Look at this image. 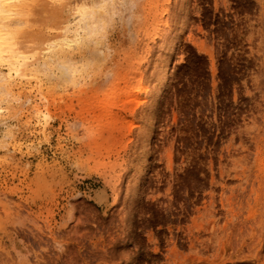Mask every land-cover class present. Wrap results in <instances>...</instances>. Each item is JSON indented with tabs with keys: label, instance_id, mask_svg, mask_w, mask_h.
<instances>
[{
	"label": "rangeland",
	"instance_id": "rangeland-1",
	"mask_svg": "<svg viewBox=\"0 0 264 264\" xmlns=\"http://www.w3.org/2000/svg\"><path fill=\"white\" fill-rule=\"evenodd\" d=\"M22 2L0 264H264V0Z\"/></svg>",
	"mask_w": 264,
	"mask_h": 264
},
{
	"label": "bare ground",
	"instance_id": "bare-ground-1",
	"mask_svg": "<svg viewBox=\"0 0 264 264\" xmlns=\"http://www.w3.org/2000/svg\"><path fill=\"white\" fill-rule=\"evenodd\" d=\"M105 1L106 0H104V2ZM22 3H24V2H22V0H0V60H3V62H5L7 64L8 69L14 70L18 74L22 73L24 70V69L22 70L21 66L25 67V64H27L28 62L30 63V61H29L30 59L28 58V56L31 57L29 53H23L22 52V48H21L19 41H18L19 30H17L16 28H13V27L11 28V26H13V25L19 26V24L21 25L24 23V21L22 19V15H21V14H23L22 13L23 10H25L27 13L29 12L28 11L29 9H27L28 7L25 8L24 5H22ZM94 6H95V4H94ZM96 6H98V5H96ZM100 6H103V8H104L105 5L100 4ZM100 6H98V7H100ZM97 10L94 12H93V10H90L89 12L82 14L81 18L79 19V24L81 23L80 29H82L84 31V33L87 35L88 34L92 35L95 33V29L97 30V28L94 26V22L99 18L101 9H97ZM104 17H105V15H104ZM101 18H102V15L100 16L99 19H101ZM102 27H103V25H102ZM166 59H168V58H166ZM165 77H166L165 74H163L162 75V81H165ZM133 100H134V96L132 95V96L128 97L126 102L127 103L132 102ZM148 126H149V130L155 129L154 124H151Z\"/></svg>",
	"mask_w": 264,
	"mask_h": 264
}]
</instances>
